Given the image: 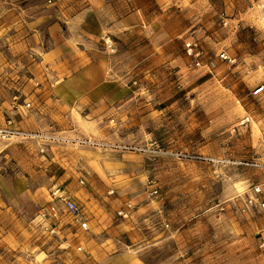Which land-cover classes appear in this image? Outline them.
<instances>
[{"label":"rangeland","instance_id":"374dc122","mask_svg":"<svg viewBox=\"0 0 264 264\" xmlns=\"http://www.w3.org/2000/svg\"><path fill=\"white\" fill-rule=\"evenodd\" d=\"M89 2L0 0V126L24 134L0 140V264H97L100 245L63 209L40 217L73 169L93 230H115L112 254L264 264V0H101L88 26ZM54 22L73 34L69 74L88 64L96 83L73 97L20 87L33 75L20 45H54L31 40Z\"/></svg>","mask_w":264,"mask_h":264},{"label":"crops","instance_id":"0c3cea01","mask_svg":"<svg viewBox=\"0 0 264 264\" xmlns=\"http://www.w3.org/2000/svg\"><path fill=\"white\" fill-rule=\"evenodd\" d=\"M89 1L90 2L88 4V7H90V9L81 12L78 16V19L84 21L86 24H88V26H90V23L93 22L94 18L97 16L98 13V10L96 9L97 11H95L93 8H99V5L101 3V0ZM129 19L127 21H129ZM39 23H41L40 20ZM36 24L37 23H34L32 27H34V25ZM53 24L54 25H50V27L45 31H42L43 29L39 27V35L33 34L31 36V40L36 41L38 37L42 36L43 33H46L48 39L54 42V45H52L51 47H25L24 45H20V66H23V64L27 62L29 70L33 73V75H25L24 73H20V87H25L26 85L34 86L40 81H49L48 85L60 86L62 88L61 92L68 93L69 96L73 97L74 95L76 96L79 93V91L77 93L76 91L74 92V90H72L73 87L81 86L85 88L89 86H95L96 83L86 78L88 64H85L84 66H79L77 68V73L69 74L70 71L68 70L71 68L72 64L71 61L67 59L66 52L67 50L71 51L73 34L71 31L68 32L67 29L62 31L58 30L55 22ZM40 55H43V58ZM42 67L46 69L47 74L50 78H46L45 74L43 76L41 75L40 72L42 71ZM57 71L59 72L57 73ZM40 116L41 114H33L34 119H37ZM68 117L71 120L72 125L70 126V129H68L67 132L71 135H76L80 137V135L78 134H82V130L78 125L81 126L82 122H79L75 114H68ZM38 126L41 128L43 124H36L33 126V128L37 129L36 127ZM20 127L27 128L28 126L25 123L21 122ZM72 165V167H74V164ZM77 165L78 167H83L81 161H79ZM80 176V173L75 169H73V172H67L65 177H68L67 179H70L71 182L68 187L62 190L83 208L89 230L86 233V231L82 230L79 226H77L76 229L80 234L93 235L95 237V240L93 241L100 245V251L97 253L96 256V263L146 264L140 257L132 255L130 253H111V248L119 245V240L113 237V232L115 230H110L109 224H98L99 226H95V230H93L94 228H92V223L94 221L92 222L90 220L92 218L94 219V215L91 213V211H93V206H95V197H91L90 194L86 195L83 190L79 189L77 179H79ZM107 199H109L110 202L113 201L110 198Z\"/></svg>","mask_w":264,"mask_h":264},{"label":"built area","instance_id":"2783aa9c","mask_svg":"<svg viewBox=\"0 0 264 264\" xmlns=\"http://www.w3.org/2000/svg\"><path fill=\"white\" fill-rule=\"evenodd\" d=\"M197 48V44L194 42H189L186 44V49L189 51V54L192 55L193 51ZM264 93V85L259 86L254 91V95H262ZM250 121V118H246L244 123H248ZM20 135L21 137L24 136L23 133H18L16 130H14L11 127V124L7 126L0 127V140H9L11 138H14L15 136ZM85 182L81 181V184L83 185ZM157 191H154L153 194H157ZM51 201L52 204L50 207L45 208L42 210V213L40 214V217L45 219L48 217H54L57 218L59 216L60 209H63L65 213H67L78 225L79 227L84 230L88 231V223L85 219L84 212L81 208V206L75 202L69 195H67L61 188H55L51 192ZM264 208V205H263Z\"/></svg>","mask_w":264,"mask_h":264}]
</instances>
